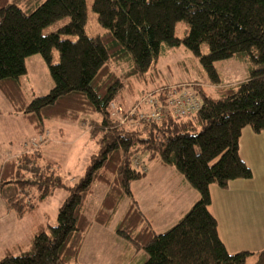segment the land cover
Returning <instances> with one entry per match:
<instances>
[{"label":"trees","instance_id":"trees-1","mask_svg":"<svg viewBox=\"0 0 264 264\" xmlns=\"http://www.w3.org/2000/svg\"><path fill=\"white\" fill-rule=\"evenodd\" d=\"M18 1L0 0V94L36 133L49 121L74 123L89 117L88 135L96 150L83 176L71 185L47 164L38 171L34 154L3 164L0 194L17 219L33 214L56 189L66 197L55 225L38 226L28 246L7 250L0 264H78L91 226L107 228L126 200L127 210L114 233L143 253L139 264H246L248 252L229 254L219 238L209 211V188L225 189L231 181L252 178L238 144L245 128L254 134L264 131V0H93L92 11L105 30L96 37L85 35V0H23L37 3L29 14L15 4ZM61 20L68 22L53 33H42ZM180 22L187 28L178 38L174 33ZM202 45L207 46L205 54ZM181 46L198 60L207 80L203 83L212 87L206 90L199 81L189 86L200 98L201 109L186 118L166 115L159 123L121 125L110 105L130 111L140 99L125 108L132 82L148 84L161 51ZM33 55L46 64L53 87L26 102L19 79L26 75V58ZM233 60L247 65L244 80L235 84L223 81L216 66ZM140 154L173 168L198 195L189 211L159 235L131 192V184L147 171L139 163ZM26 184L36 188L33 206H26L21 195L10 194ZM95 189L104 195L90 219L86 201ZM254 264H264V250Z\"/></svg>","mask_w":264,"mask_h":264},{"label":"rangeland","instance_id":"rangeland-1","mask_svg":"<svg viewBox=\"0 0 264 264\" xmlns=\"http://www.w3.org/2000/svg\"><path fill=\"white\" fill-rule=\"evenodd\" d=\"M7 1L14 3L16 0ZM85 3L87 16L84 26L85 35L96 37L104 34L105 30L100 26L96 15L92 11L93 0H85ZM15 4L26 14H29L37 6L35 1L24 2L20 0ZM67 22V20H61L46 27L42 33L44 35L53 33L66 25ZM185 28L187 26L182 22L176 24L175 36L182 37ZM63 39L75 40L74 37L66 36H63ZM200 51L202 54L207 53V46L202 45ZM52 58L53 63L58 62L56 50L52 51ZM216 66L223 81L227 79L228 75L233 79L234 73L238 79H244V76L247 75V65L235 60L217 63ZM25 68L26 75L20 77L19 83L26 102H30L35 97L47 95L53 87V81L42 58L39 55L26 58ZM149 75L152 76V79L148 84L137 81L132 82V92L129 93L131 97L129 96L126 99V109L139 97L150 95L163 85H184L190 88L189 86L192 87V84H197L194 82L199 81V84L206 90L212 89L207 83H203L206 78L198 60L182 46L172 49L164 48L154 65V69L149 71ZM84 119V122L78 120L74 123L60 120L49 121L42 133H36L21 114L13 113L12 107L0 94L1 169L5 162L17 160L21 154H34L35 157H38L35 160L38 171L44 170L47 164L54 175L60 177L66 184L71 185V181H77L83 176L89 158L96 150L95 142L88 135L87 121L89 117H84ZM37 152L38 155L36 156ZM138 160L141 165L146 167L147 171L142 179L131 184V192L133 199L139 203L140 210L150 223L153 231L159 235L172 228L189 211L190 208L187 205H190L195 193L189 188V185H186L185 188L178 185L180 180H184L173 169L161 167L155 160L149 161L147 154L138 155ZM22 166L24 167V165ZM168 174H173L176 178H171ZM163 178H165V182L162 180ZM35 189L33 185H18L17 189L14 188V191L12 190L10 194L17 193V195H21L24 204L29 206L34 205ZM103 195V190L98 191V189H95L93 194L88 197L86 213L90 219L93 218L92 216L98 209ZM65 197L66 193L62 189L54 190L46 202L39 204L33 214L26 216V221L19 227V235L21 233L22 235L25 233L31 235L33 226L38 224L54 226L58 208ZM128 201H123L118 207L107 228L92 225L79 252L78 264H139L142 261L143 253L141 251L135 253V247L131 243L117 237L114 233L116 226L127 210ZM155 210H161L160 218L155 216ZM2 220L0 219L1 245L7 242L5 241L7 236L4 237V233L5 235L8 234L12 228L9 226L8 219ZM254 261L255 257H250L247 259L246 264H254Z\"/></svg>","mask_w":264,"mask_h":264},{"label":"crops","instance_id":"crops-1","mask_svg":"<svg viewBox=\"0 0 264 264\" xmlns=\"http://www.w3.org/2000/svg\"><path fill=\"white\" fill-rule=\"evenodd\" d=\"M234 75L233 79L228 75L225 82L235 84L244 80L238 79L235 73ZM238 153L240 159L252 172V178L231 181L225 189H220L215 185L210 186L209 211L216 220L219 238L228 253L248 252L250 254L248 258L255 257L256 260L257 254L264 250V131L254 134L251 129L245 128L240 136ZM169 177L176 178L173 174ZM162 180L165 182V178ZM178 185L185 188L188 184L180 180ZM194 193L190 205H187L189 208L198 199V195ZM1 196L0 194V219H8L9 226L12 227L8 234L4 233V237L7 236L5 238L7 242L0 244V256L3 257L7 250L29 244L36 228L41 224L33 226L31 235L29 233L19 235V227L26 221L27 215L21 220L16 219ZM138 206L140 208L139 203ZM154 213L160 218L161 210H155Z\"/></svg>","mask_w":264,"mask_h":264},{"label":"built area","instance_id":"built-area-1","mask_svg":"<svg viewBox=\"0 0 264 264\" xmlns=\"http://www.w3.org/2000/svg\"><path fill=\"white\" fill-rule=\"evenodd\" d=\"M150 95L140 97L138 103L127 113L118 105L111 104L112 116L121 125L136 128L142 123H159L166 115L172 119L190 117L201 109L200 98L184 85L159 88ZM133 165L140 172H144L137 160L133 161Z\"/></svg>","mask_w":264,"mask_h":264}]
</instances>
